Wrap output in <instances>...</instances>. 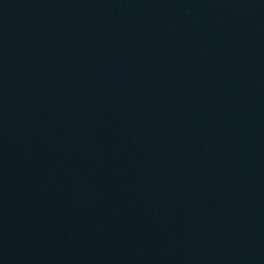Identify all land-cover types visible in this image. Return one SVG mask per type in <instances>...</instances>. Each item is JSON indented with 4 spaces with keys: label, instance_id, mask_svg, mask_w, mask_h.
Here are the masks:
<instances>
[{
    "label": "water",
    "instance_id": "water-1",
    "mask_svg": "<svg viewBox=\"0 0 264 264\" xmlns=\"http://www.w3.org/2000/svg\"><path fill=\"white\" fill-rule=\"evenodd\" d=\"M0 264H264V0H0Z\"/></svg>",
    "mask_w": 264,
    "mask_h": 264
}]
</instances>
